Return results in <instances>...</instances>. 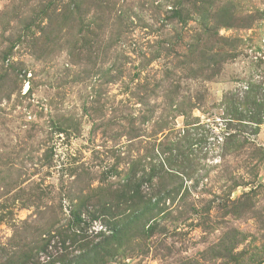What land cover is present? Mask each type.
Listing matches in <instances>:
<instances>
[{
	"label": "rangeland",
	"instance_id": "1",
	"mask_svg": "<svg viewBox=\"0 0 264 264\" xmlns=\"http://www.w3.org/2000/svg\"><path fill=\"white\" fill-rule=\"evenodd\" d=\"M0 264H264V0H0Z\"/></svg>",
	"mask_w": 264,
	"mask_h": 264
}]
</instances>
